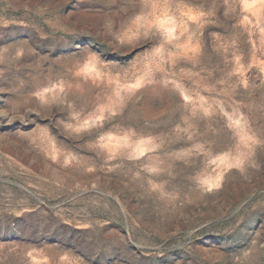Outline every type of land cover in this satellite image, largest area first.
<instances>
[{"label": "rangeland", "instance_id": "rangeland-1", "mask_svg": "<svg viewBox=\"0 0 264 264\" xmlns=\"http://www.w3.org/2000/svg\"><path fill=\"white\" fill-rule=\"evenodd\" d=\"M0 264H264V0H0Z\"/></svg>", "mask_w": 264, "mask_h": 264}]
</instances>
